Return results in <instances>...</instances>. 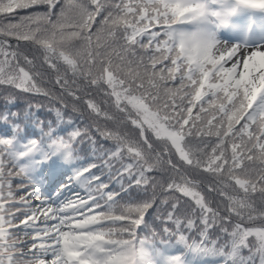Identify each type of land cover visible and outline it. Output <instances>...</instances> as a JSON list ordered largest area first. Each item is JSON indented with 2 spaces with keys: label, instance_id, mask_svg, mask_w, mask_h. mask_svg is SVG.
Segmentation results:
<instances>
[{
  "label": "snow or ice",
  "instance_id": "1",
  "mask_svg": "<svg viewBox=\"0 0 264 264\" xmlns=\"http://www.w3.org/2000/svg\"><path fill=\"white\" fill-rule=\"evenodd\" d=\"M58 2L0 0V84L25 92L42 91L30 72L20 65L18 52L10 50L23 41L42 50L61 87H67L69 72L73 82L82 78L89 86L107 85L110 91L106 94L114 98V107L124 114V122L138 132L135 139L119 134L111 137L116 148L110 156L121 163V174L132 177L137 187H146L150 181L148 173L161 163L167 164L181 181L174 179L168 187L193 197L199 206L203 239L194 246L201 248L208 245V229L218 216L182 169L187 165L234 182L243 197L227 195L223 188L210 190L226 195L237 217L246 210L249 222H262L261 227L253 228L237 223L230 236L237 252L249 249V258L239 264H256L257 257L264 264V207L257 209L252 200L253 193L264 197V107L258 104L264 103V22L258 21L253 32L258 39L228 44L206 30L205 24L219 27L229 23L231 10H212L205 0H63L54 13ZM227 2L264 10V0ZM37 5H46L48 10L19 15L20 10ZM98 16L101 20L93 32ZM185 25L193 27L184 30ZM155 27L159 30L149 31ZM9 38L15 45L9 44ZM221 45L228 46L221 49ZM242 46L248 50L238 55ZM23 59L26 64L33 63L27 56ZM229 60L231 67H226ZM58 62L64 66L63 73ZM89 106L101 114L94 102L89 101ZM103 115L111 119L107 113ZM241 120L244 123L236 129ZM149 132L159 141L158 145L146 135ZM79 135V131H73L58 143L72 147ZM192 140L199 141L195 150ZM12 146L10 137H0V180L4 176L5 153L18 166ZM35 148L33 142L30 150ZM125 157L128 163H124ZM173 157L177 159L174 161ZM4 186L0 183V264H48L41 258L48 253L54 257L51 264H139L143 253L137 228L152 206L150 201L118 206L115 198L119 194L105 192L107 186L103 184L92 188L86 197L78 196L55 208L32 209L22 199L20 203L28 207L22 226L25 230L29 226L34 229V242L25 253L19 250L21 242L12 231L19 227L14 225L16 214L5 203L14 198L11 191L4 195ZM175 208L173 205L167 221L175 225L176 234L185 223L187 228H193V220L185 222L174 216ZM93 210L96 214H91ZM41 216L43 227L38 224ZM76 216L79 219L74 223ZM50 220L57 223L49 225ZM164 231L173 234L168 228ZM249 237L257 241L252 247ZM179 239L184 241L185 236L179 234Z\"/></svg>",
  "mask_w": 264,
  "mask_h": 264
},
{
  "label": "trees",
  "instance_id": "2",
  "mask_svg": "<svg viewBox=\"0 0 264 264\" xmlns=\"http://www.w3.org/2000/svg\"><path fill=\"white\" fill-rule=\"evenodd\" d=\"M232 10L236 4H229L223 0ZM63 0H59L56 9L59 11ZM244 14H248L250 7L239 6ZM46 5H37L34 9L20 10L19 15H27L31 11L45 12ZM101 17H96L92 25L94 32ZM7 19L4 23H7ZM192 25L182 26L184 30H190ZM208 31L216 34L213 24H205ZM159 30L158 27L150 28L149 31ZM147 43V37H144ZM15 41L9 38V44L15 45ZM74 43L80 46L79 41ZM18 52L20 65L29 71L34 82L42 90L39 93L25 92L14 86L0 84V137H10L13 140V149L17 154V164H14L5 153L3 159V193L7 196L11 191L14 200H6L9 209L15 212L12 231L21 242L20 249L29 252L34 242V229L29 226L24 229L22 221L28 212V207L21 204L26 199L27 205L32 209L51 206H62L66 202L77 197H86L88 192L96 185L103 184L107 187L105 192L118 193L116 201L118 206L129 202L150 201L152 206L145 212L144 222L137 228V236L140 241V249L143 255L139 264H239L240 260L249 258L248 248L236 250L232 244L230 233L234 226L239 223L244 228L261 227L262 222L256 220L249 222L246 219L247 211L241 210L242 216L237 217L231 209L230 201L221 191H211L210 188L221 189L227 195L243 197V192L238 186L229 183L223 177H214L212 174L201 169H194L185 165L183 173L195 184V191L203 197L206 204L217 212L218 218L210 225L207 234L208 245L201 248L194 246L203 239L200 233L203 229L199 206L191 196H185L182 191L172 190L168 185L172 180L180 183V179L167 164H159L155 170L148 173L150 181L148 186L137 187L132 177L121 174V163L111 159L110 153L115 150L116 142L111 138L113 135H127L133 139L137 138L138 132L130 124L124 122V114L118 111L113 104L114 98L106 93L110 91L107 85L89 86L87 81L76 78L73 82L71 73H68V85L66 88L56 83V71L51 69L44 60L41 49L21 41L19 46L10 49ZM27 56L33 61L31 65L24 62ZM168 62L165 61V64ZM61 73L64 66L58 62ZM226 66V65H225ZM159 68L160 65H157ZM47 93L45 95L44 93ZM75 93V95H73ZM89 101L94 102L101 110L97 115L89 106ZM261 107L264 103L259 102ZM107 113L111 119L105 118ZM196 114V110H193ZM244 121L235 125L239 129ZM73 131H79L80 135L72 142V147L65 148L58 143L59 140L67 139ZM155 144L159 141L149 132L146 133ZM191 139V138H186ZM215 139L214 137L212 138ZM36 142V148L30 150V145ZM199 145L198 140H192L195 150ZM230 149V145H229ZM56 159L58 171L53 174L48 171V162ZM174 161L177 157H173ZM125 157L124 163H128ZM20 168L24 170L21 172ZM37 168V170H36ZM87 168L89 172L80 173ZM9 173L11 175H9ZM98 177L99 179H92ZM11 185V188L8 187ZM132 185V186H131ZM191 186V185H189ZM99 195V193H96ZM252 200L257 209L264 207V197L259 193L252 194ZM46 202L47 204H42ZM104 201H101L103 204ZM14 205V206H13ZM174 216L181 221L193 220L194 227L189 229L186 223L179 234L185 236V240L179 239L176 234L175 225L167 221V215L173 212ZM53 207V206H52ZM54 208V207H53ZM91 214H96L95 210ZM79 216L73 217L76 222ZM53 220L48 221L49 225ZM38 224L44 226L43 216ZM170 229L173 234L165 232ZM222 229H227L224 232ZM25 231L29 234L25 235ZM37 244L41 241H35ZM255 237L248 238L250 247L256 244ZM217 248H220L217 250ZM39 255V252H37ZM52 256L48 253L47 256ZM252 255H255L254 253ZM44 257V256H43ZM41 257L48 264L52 260ZM261 259H264L262 257ZM256 264H261L257 257Z\"/></svg>",
  "mask_w": 264,
  "mask_h": 264
},
{
  "label": "rangeland",
  "instance_id": "3",
  "mask_svg": "<svg viewBox=\"0 0 264 264\" xmlns=\"http://www.w3.org/2000/svg\"><path fill=\"white\" fill-rule=\"evenodd\" d=\"M253 30H252V32H251V36H249V38H244V39H238V40H235L232 36H230V35H228L227 37L228 38H226V39H219V40H221V41H226L228 44H238V43H240V44H242V43H247V42H251L253 39H258V38H256V37H254L253 36ZM228 45H221V49H223V48H225V47H227ZM247 50L248 49H246V48H243V46H242V51L238 54V55H243L245 52H247ZM233 59H235V57L233 58ZM231 64H232V61L231 60H229L228 62H227V65H226V67H231ZM50 171H55L56 169H55V164H54V161H52L51 163H50ZM51 206H54V203H52L51 202ZM57 223V221L56 220H54L53 221V223H52V225L53 224H56ZM64 230L65 231H67L68 230V227L67 226H65V228H64ZM43 258H45V259H47V260H51V256L49 255V256H47V255H45Z\"/></svg>",
  "mask_w": 264,
  "mask_h": 264
}]
</instances>
